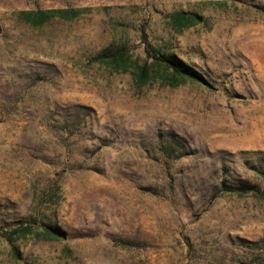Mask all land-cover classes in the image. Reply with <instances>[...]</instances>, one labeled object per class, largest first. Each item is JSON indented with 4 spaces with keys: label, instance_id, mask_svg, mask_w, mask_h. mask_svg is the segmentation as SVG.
<instances>
[{
    "label": "rangeland",
    "instance_id": "1",
    "mask_svg": "<svg viewBox=\"0 0 264 264\" xmlns=\"http://www.w3.org/2000/svg\"><path fill=\"white\" fill-rule=\"evenodd\" d=\"M59 8L81 14L26 20ZM179 13L201 20L179 30ZM144 33L209 84L140 85L100 58L116 43L132 69L150 62ZM251 150L264 0H0V264H264V198L215 192L223 164L254 178ZM41 221L67 237L38 238Z\"/></svg>",
    "mask_w": 264,
    "mask_h": 264
},
{
    "label": "trees",
    "instance_id": "2",
    "mask_svg": "<svg viewBox=\"0 0 264 264\" xmlns=\"http://www.w3.org/2000/svg\"><path fill=\"white\" fill-rule=\"evenodd\" d=\"M28 14L26 20L35 24H39L48 21L54 17H60L65 19H74L80 16L81 12L69 8H59L46 10H30L26 11ZM178 20H185L179 26V30L196 24L201 20V16L193 13H179L176 15ZM187 20V21H186ZM143 40L145 43V52L147 58L151 61L144 64H137L132 69L127 63V55L121 45L116 43L110 44L108 47L100 52V58L103 62H107L109 65L114 66L118 71H131L140 85H144L150 82L152 79H158L170 86H178L188 81H198L209 84V81L205 78L204 74L193 66L191 63L181 57L176 51L169 49L167 45H163L158 48L154 46L147 38V33H144ZM124 62V63H123ZM153 72V74H152ZM172 140L176 141L177 145L183 146V139H177V135L174 132H170ZM185 152V150L183 151ZM249 156L250 159H246L245 164L252 170L254 178L244 177L241 175H234L228 171L225 164L222 165V176L220 181L215 185L216 193L221 191H230L239 195L252 194L259 198H264V152L260 150L243 151ZM183 154V153H181ZM34 222L38 220L35 217ZM1 222L5 223L3 219ZM16 227L7 228L4 231V236L7 241L13 244V242L24 237L28 230L31 229L29 225H26L23 219H19ZM43 229L37 233L40 239H60L65 238L68 235V231L58 223L52 221H41ZM16 254L20 257V252L15 248Z\"/></svg>",
    "mask_w": 264,
    "mask_h": 264
}]
</instances>
